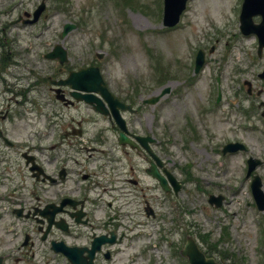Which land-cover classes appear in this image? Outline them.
<instances>
[{
  "label": "rangeland",
  "instance_id": "obj_1",
  "mask_svg": "<svg viewBox=\"0 0 264 264\" xmlns=\"http://www.w3.org/2000/svg\"><path fill=\"white\" fill-rule=\"evenodd\" d=\"M39 1L0 0V38L14 41L9 42L13 47L12 63L4 74L10 88L19 91L32 87L28 98L38 100L40 87H33L36 78L57 74L58 63L44 58L56 42L67 50L68 65H97L110 90L121 98L135 94L134 101L139 102L162 86H170V92L158 103L145 105L140 122L144 130L152 129L160 146L165 144L159 154L169 158L167 166L181 181V189L170 196L167 206L159 203L162 192L158 184L143 173L142 184L126 183L120 191L94 187L91 197L102 199V208L95 213L97 220H103L104 213L109 214L122 202L120 197L107 206L106 200L115 195L129 193L140 210L129 203L131 220L125 215L126 207L123 209L118 231L126 236L112 246L111 259L99 255L96 262L184 264L177 250L185 236L192 234L205 248L200 235L217 242L223 256L215 251L213 255L221 264H264V211L257 210L249 187L251 176L256 173L264 189V106L256 107L258 100L264 102V92L249 98L240 88L238 94H233L246 79L255 87L263 84L257 73L263 67L264 50L258 56L255 35H242L239 31L241 0H188L173 26L162 24L163 0H46L36 24L13 22ZM134 17L139 25L134 23ZM258 19L253 17L255 22ZM66 22L76 27L61 38ZM198 48L203 50L205 60L200 71L193 74L191 62ZM15 62L21 65L15 68ZM19 75L25 76L20 83ZM217 79L221 97L215 102ZM47 99L45 95L43 102ZM31 106L27 103L26 118L16 120L9 132L19 141L31 140L37 132L42 134L46 120L43 116L37 118L34 112L33 122H29L27 111ZM234 139L240 140L247 150L223 155L219 149ZM248 156L263 162L247 178ZM105 179L97 180L104 183ZM74 185L75 178L71 177L63 188L70 190ZM209 193L224 196L220 206L207 202ZM144 200L155 207L160 205V217L153 220L144 215ZM23 227L25 224L12 220L9 214L0 220V253L11 247L14 250L5 264H70L65 256L52 255L46 246L37 248L34 243L31 249L20 247ZM85 230L71 229L66 242L83 243L84 237H75L79 233L88 235Z\"/></svg>",
  "mask_w": 264,
  "mask_h": 264
},
{
  "label": "flooded vegetation",
  "instance_id": "obj_2",
  "mask_svg": "<svg viewBox=\"0 0 264 264\" xmlns=\"http://www.w3.org/2000/svg\"><path fill=\"white\" fill-rule=\"evenodd\" d=\"M6 46L8 47V41L1 42L0 40V48H3L0 56L3 54L4 58L9 54L8 51L4 52ZM1 68L0 79L3 80L2 75L5 68ZM58 70L61 69L58 68ZM59 78L60 76L55 79ZM50 79L46 76V79L36 82L40 87V97L42 98L45 93L47 96L50 94L49 101H40L38 105H34L35 111L46 117L47 124L40 136H35L28 141H19L9 133L14 128L16 120L26 118L27 97L24 92H18L21 97L18 101L13 89L5 86L0 90V219L6 209L9 215L26 224L28 233H24L23 237L26 235V241L22 245L29 249L34 246V243L37 248L46 246L51 249L52 242L63 241L64 235L69 234L72 223L77 224L76 228L82 226L91 230L89 239L83 246L89 245L96 235L116 233L118 222L115 221L118 214L111 213L100 223L95 217L98 201L89 196L93 190L95 182L93 178L96 174L95 170H91V156L97 152H104L103 148L96 146L116 144L120 147L126 159L125 168L131 173L136 171V164L133 161H137V157L141 161L149 162L142 149L121 147L117 143V136L107 137V131L111 130L117 135V129L110 115H102L90 106L87 108L91 109V114L87 116L91 118V132L89 136H86L87 132L81 115L75 118V115L66 112L71 109L76 113L79 112L78 103H65L71 99L70 89L63 86L55 94ZM44 86L47 87L49 94L47 91L44 93ZM8 92L12 98L1 99L3 94ZM63 95L64 100L56 99V97L63 99ZM123 114H125L127 135L131 140H134L137 135L147 134L141 127L138 109L135 108L132 112L125 111ZM135 114L138 116L137 119L133 118ZM99 120H106L108 126H101ZM150 131L154 134L152 129ZM153 148L158 151V139L153 142ZM109 149L113 151L115 148L112 146ZM80 151L83 153L86 151L84 164L75 158ZM109 156L110 153L103 155L105 159L102 163L103 168L108 167ZM73 165H77V168L74 169ZM120 167L121 165L115 166L113 169L118 170ZM157 171L165 174L164 163L157 167ZM71 177L75 178L76 185L70 190H65L64 182ZM128 180L133 184L138 183L132 177ZM170 192L169 189L166 194L170 195ZM65 199L68 203H65ZM144 202L147 204V201ZM110 204L108 202V205ZM65 218L70 220V222L66 221V231L62 228ZM121 236L122 234L118 239ZM107 250L110 258L111 250L107 245H103L101 250L95 254L94 260L96 261L97 256ZM2 257L4 261V256Z\"/></svg>",
  "mask_w": 264,
  "mask_h": 264
},
{
  "label": "water",
  "instance_id": "obj_3",
  "mask_svg": "<svg viewBox=\"0 0 264 264\" xmlns=\"http://www.w3.org/2000/svg\"><path fill=\"white\" fill-rule=\"evenodd\" d=\"M174 2V5L170 6V2ZM185 2L186 0H165V13H164V19L163 22L166 25H173L176 23L179 19V15L183 8L185 7ZM243 11H242V16H241V29L244 33H248L251 31H254L257 33L259 40H262L264 44V0H244L243 3ZM44 8V3L43 0L41 4L38 6V8L35 10L33 16L34 21L37 19L39 13L42 11ZM260 13L263 17V20L255 25L251 21V16L253 14H258ZM74 27V24H65L64 25V30L62 31V35H65L67 31L72 29ZM47 57H56L58 60L63 63L64 61L67 60L66 56V50L60 45L56 44L53 49L46 54ZM202 62V55H198V60L196 62V69L197 67L201 64ZM96 81V86L95 85H88L86 83L91 82V81ZM78 81H85L84 84L78 83ZM102 81L99 70L97 67H87L80 69L76 72H71L67 82L71 84L72 88L75 89L73 92V95L77 99H84L86 102L92 103L94 100L97 101L96 105H101V101H99L98 98L93 96L92 94H83L78 92V90H83V91H96L100 90L101 93L106 97V99L109 101L110 104H118L121 105L119 102L115 101L113 97L106 91L105 86H98V84ZM168 87L162 89L160 93L155 96L153 99H150V102L156 101L161 97L163 94H165L168 91ZM123 107V104L121 105ZM121 129L124 128L122 123H119ZM124 139V135L121 133L120 134V141ZM237 145V144H236ZM235 147L238 146H232V144H227L223 148V152L226 150H234ZM175 188H178V184H176ZM253 192L255 195V198L257 200V205L258 208L262 209L264 208V196L262 192L258 189V183L253 186ZM220 198H215L214 196H210L209 201L210 202H215L216 205H219L220 203ZM70 250H65V254L68 256V259L73 263V264H79L80 262L77 259V250L74 249L72 252ZM75 251V254H74ZM182 254L186 255L188 257V260L190 264H217L213 258L211 257H205L203 253L198 249L197 245L193 241L192 238H188L187 243L182 250ZM88 264V263H87Z\"/></svg>",
  "mask_w": 264,
  "mask_h": 264
},
{
  "label": "bare ground",
  "instance_id": "obj_4",
  "mask_svg": "<svg viewBox=\"0 0 264 264\" xmlns=\"http://www.w3.org/2000/svg\"><path fill=\"white\" fill-rule=\"evenodd\" d=\"M134 23H138L136 25H139V22H138V20H136V17H134Z\"/></svg>",
  "mask_w": 264,
  "mask_h": 264
}]
</instances>
